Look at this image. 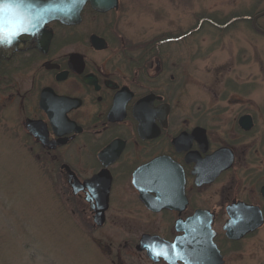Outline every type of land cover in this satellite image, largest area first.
<instances>
[{"label":"flooded vegetation","instance_id":"flooded-vegetation-1","mask_svg":"<svg viewBox=\"0 0 264 264\" xmlns=\"http://www.w3.org/2000/svg\"><path fill=\"white\" fill-rule=\"evenodd\" d=\"M10 5L17 10L13 28L20 34L0 37V103L18 111L29 152L54 165L53 177L74 200L78 217L93 230L109 220L133 229L138 224L128 221L147 218L139 225L141 236L169 242H193L195 232L199 242L202 235L207 240L210 235L225 264L223 245L254 234L264 217L259 228L241 239L226 237L227 207L238 201L256 205L255 195L250 188L241 198L232 185L227 194L222 188L215 194L214 186L236 167L239 150L234 141L212 136L202 116L179 113L176 59L159 51L166 39L158 37L139 52H128L119 29V0L106 11L85 2L80 21L71 25L44 23L38 5L35 13L17 0ZM262 12L245 21L264 35L257 23ZM10 15L6 11L4 21ZM242 116L250 118L247 130L239 126ZM27 119L33 122L31 129L24 126ZM234 129L250 134L255 129L252 114H239ZM223 147L231 151L233 164L211 178L214 165L225 158L210 156ZM257 206L264 214V207ZM97 218L102 219L100 225ZM98 242L112 251L111 243L101 238ZM136 245L124 240L117 248ZM182 247L172 255L176 264L186 263L180 258L184 255L191 262L209 264L200 245L186 253L179 251ZM138 252L154 263L168 264L161 256L154 261L146 251Z\"/></svg>","mask_w":264,"mask_h":264},{"label":"rangeland","instance_id":"rangeland-1","mask_svg":"<svg viewBox=\"0 0 264 264\" xmlns=\"http://www.w3.org/2000/svg\"><path fill=\"white\" fill-rule=\"evenodd\" d=\"M119 4L127 51L136 53L145 43L166 39L159 51L176 59L179 113L202 116L212 136L237 145L236 167L214 186L215 194L220 188L227 194L232 185L243 198L252 188L254 204L264 207L259 192L264 184V35L245 21L264 10V0ZM257 23L264 29L263 14ZM241 113H251L255 122L245 136L234 129ZM20 120L12 105L0 103V264H157L134 247L117 248L124 240L138 243L139 225L147 218L128 221L138 224L133 229L109 220L93 230L78 217L74 200L53 177L54 165L29 152ZM98 238L111 243L112 251ZM223 249L225 264H264V224Z\"/></svg>","mask_w":264,"mask_h":264},{"label":"water","instance_id":"water-1","mask_svg":"<svg viewBox=\"0 0 264 264\" xmlns=\"http://www.w3.org/2000/svg\"><path fill=\"white\" fill-rule=\"evenodd\" d=\"M90 2L92 6L99 11H106L111 8H115L118 5V0H17L19 4H27L25 7L28 12H34L37 10L36 6L38 5L39 10L41 9L43 14V22L47 23L51 20H59L66 25L76 24L80 21L79 13L82 9V6L85 2ZM15 0H8L5 4H14ZM16 9L11 7L10 13L12 16L6 17L4 21L6 27H14L15 26V18L13 14L16 13ZM261 14H264L262 12ZM256 18V17H255ZM254 18V19H255ZM31 29H36L35 23L30 26ZM239 126L247 130L251 127V121L249 116H242L239 119ZM25 128L31 129L33 126V122L27 119L25 121ZM41 140V139H40ZM222 156L225 158L224 162H218L214 165V170L211 172V178L216 176L221 170L227 169L231 167L233 164V157L232 153L228 148H221L217 152H215L210 158H215ZM213 160H211L212 162ZM261 194L264 196V187L261 188ZM227 213L229 215V219L227 220L226 224L224 225L225 234L229 239L239 240L245 234L249 232L255 231L259 228L263 223V214L258 206L248 205L244 202L238 201L233 202L227 207ZM97 224L102 223L101 218L96 219ZM206 234V233H205ZM193 242H183L181 243L179 240H175L174 242L166 241L158 236L143 234L138 244L136 245L135 249L137 251L146 250L147 255L154 261L157 260V257L153 255V251L160 254L167 263L169 264H176V260L174 258L173 253L179 247L181 253H186L191 249L193 246L197 247L200 245L202 250H204V260L209 261V264H222V259L220 255H218V251L215 248V245L211 242V236H208V240L206 239V235L201 236L200 242L198 241L197 232L194 233ZM205 237V238H204ZM152 249L153 251H150ZM198 249V248H195ZM181 260L186 262L185 264H199L198 262L194 261L191 262L186 255L180 257Z\"/></svg>","mask_w":264,"mask_h":264},{"label":"snow or ice","instance_id":"snow-or-ice-1","mask_svg":"<svg viewBox=\"0 0 264 264\" xmlns=\"http://www.w3.org/2000/svg\"><path fill=\"white\" fill-rule=\"evenodd\" d=\"M11 11V5L10 4H0V37H15L18 36L20 34V32L18 30H16L15 28L9 29L8 27H6L5 23H4V14L5 12ZM150 251H153L152 249H150ZM153 255L157 257V259L160 257V254L153 251Z\"/></svg>","mask_w":264,"mask_h":264}]
</instances>
